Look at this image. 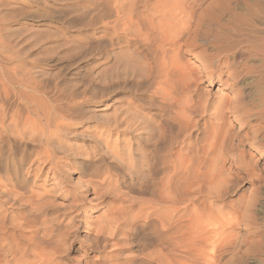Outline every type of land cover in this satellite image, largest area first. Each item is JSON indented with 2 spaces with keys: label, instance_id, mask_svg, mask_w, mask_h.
I'll return each instance as SVG.
<instances>
[{
  "label": "rangeland",
  "instance_id": "374dc122",
  "mask_svg": "<svg viewBox=\"0 0 264 264\" xmlns=\"http://www.w3.org/2000/svg\"><path fill=\"white\" fill-rule=\"evenodd\" d=\"M194 213L229 227L210 263ZM24 262L264 264V0H0V264Z\"/></svg>",
  "mask_w": 264,
  "mask_h": 264
},
{
  "label": "bare ground",
  "instance_id": "6f19581e",
  "mask_svg": "<svg viewBox=\"0 0 264 264\" xmlns=\"http://www.w3.org/2000/svg\"><path fill=\"white\" fill-rule=\"evenodd\" d=\"M176 1V0H175ZM177 1H179V0H177ZM171 2H172V0H171ZM162 3H164V2H162ZM181 3H183V2H181ZM172 4H174V3H171V5ZM187 4V3H186ZM162 5H164V4H162ZM182 5V4H181ZM184 5V4H183ZM173 6V5H172ZM172 6H171V8H172ZM176 6V5H175ZM167 7V6H166ZM182 8H184L185 7V5L184 6H181ZM170 7H168V9H169ZM180 5H179V7L178 6H176L175 8L173 7V9H171V12L170 13H168V12H166V13H168V14H166L165 13V15L164 16H162L161 18H160V20H158V24H159V28H158V25H157V31H158V29L159 30H161V31H158V32H161L160 33V35H161V37H159V38H161L160 40H161V42L159 43L160 44V46H161V48H162V52L163 53H166V46H168V47H175V46H177V37H175L174 38V36H173V31L175 30V28H176V26H177V28L179 27L178 26V24H180L179 22H181L182 20V17H179V15H180V13L185 9H182V8H180ZM187 8H189V7H187ZM164 9H165V5H164ZM182 9V10H181ZM120 10H122L121 9V7H120ZM166 11H167V8L165 9ZM170 10V9H169ZM180 10V11H179ZM190 10V9H189ZM185 12H187L188 14H189V12L186 10H184V13ZM192 12V11H191ZM183 12L181 13V14H183V15H180V16H185V14L187 15V13H185L184 14ZM161 14H163V13H161ZM191 14V13H190ZM191 15H193V13L191 14ZM188 16V15H187ZM189 17V16H188ZM194 18V17H193ZM181 20V21H180ZM190 21V20H189ZM183 22H184V20H183ZM189 25V24H188ZM202 25V24H201ZM182 26V25H181ZM156 27V26H155ZM159 34V33H158ZM159 35V36H160ZM159 46V47H160ZM178 46H179V43H178ZM175 49V48H174ZM177 49V48H176ZM175 49V50H176ZM161 52V53H162ZM25 117V116H24ZM29 118V117H28ZM15 119V118H14ZM27 119H25V121H26ZM113 120V119H112ZM126 120V119H125ZM30 121V120H29ZM28 121V122H29ZM32 122H33V124H35L34 123V121H33V119H32ZM26 123V122H25ZM24 122H23V124L24 125H27V123L25 124ZM30 123V122H29ZM17 124V123H16ZM22 124V123H21ZM32 124V125H33ZM30 126V125H29ZM21 128V127H20ZM36 128V127H35ZM22 130H23V126H22V128H21ZM25 130V129H24ZM50 131V130H49ZM33 132H35V131H32V132H28V131H24V134H33ZM20 134V133H19ZM44 134V133H43ZM52 134H50V136H51ZM43 137V136H42ZM46 137V136H45ZM44 139V138H43ZM46 147V146H45ZM47 149V148H46ZM45 149V150H46ZM48 150V149H47ZM47 153V152H46ZM52 162V161H51ZM55 164V163H54ZM88 182V181H87ZM91 187V186H90ZM95 188V187H94ZM98 188V187H97ZM92 190H96V189H92ZM95 193H97V192H95ZM173 197H174V195H172ZM172 196H171V194H170V192H164V194H163V199L164 200H166V201H169L170 202V204H169V206L167 207L166 205V207L165 208H167L170 212H174L175 210H176V208L177 207H175L173 204H172ZM29 199V198H28ZM44 199V198H43ZM46 199V198H45ZM52 200V199H51ZM40 201L41 200H39V201H37V203H40ZM74 202V201H73ZM33 203H35V201H33ZM37 203H35V205H36V207H37ZM41 203H42V201H41ZM43 204V203H42ZM45 204V203H44ZM76 204V203H75ZM33 205V204H32ZM31 205V206H32ZM35 205H33L34 207H35ZM46 205V204H45ZM32 206V207H33ZM48 206V205H47ZM43 207V206H42ZM44 208V207H43ZM166 209V210H167ZM197 213V212H196ZM166 215H168V213L166 214ZM191 217V221L188 223V221H187V225L189 226L188 228H187V226H186V224H185V229L187 230H189L188 232L191 234V236H195L196 238H197V240H198V243H199V245H195V250L197 251V254H198V256L199 255H201L202 256V258H204L205 257V255L208 253V254H210V255H208L207 254V256H208V259H207V256L205 257L206 258V260H208V261H206V262H211L212 260L210 259V258H212L213 256V251H214V249H216V247H217V243H214L213 244V238L214 237H216V236H220V235H222V236H224L225 234H224V231H225V229H228V228H226V227H224L225 229H220L221 227H218L217 225H216V227H218V228H216L215 229V226L214 225H212V226H214V229H215V231L214 230H212V231H209V230H206V228H205V230H203V229H200V227H201V225H200V218H199V215L197 216L195 213L192 215V216H190ZM212 221V220H211ZM214 222V221H213ZM212 222V223H213ZM214 223H216V222H214ZM213 223V224H214ZM217 224V223H216ZM228 224V223H227ZM182 224H180V226H181ZM199 225H200V227H199ZM177 226H178V224H177ZM179 226V227H180ZM223 226V225H222ZM182 227V226H181ZM178 228V227H177ZM175 229V228H174ZM209 229V228H208ZM217 230H220L219 231V233H218V231ZM179 232L178 230H175V232ZM217 231V232H216ZM227 231V230H226ZM173 232V231H172ZM176 232V233H177ZM181 232H183V231H180V233ZM213 232H216V236H215V233H213ZM185 233V232H184ZM221 233V234H220ZM174 234V233H173ZM183 234V233H182ZM214 234V235H213ZM224 234V235H223ZM181 235V234H180ZM187 236H188V234H186ZM183 236V235H182ZM190 236V235H189ZM190 236V237H191ZM189 237V238H190ZM183 238V237H182ZM219 238V237H218ZM218 238H215L214 239V241H221V240H218ZM221 238V237H220ZM184 239V238H183ZM217 239V240H216ZM222 239V238H221ZM191 240V239H190ZM193 240V239H192ZM196 240V239H195ZM195 240H193V243H196V242H194ZM197 243V244H198ZM203 243H205L204 245H202ZM192 244V243H191ZM215 244H216V247H215ZM205 245H208L209 246V248H207L208 246H206L205 247ZM188 247L190 248V246L188 245ZM191 247H193V245H191ZM209 249V251H207ZM186 250H188V249H186ZM192 250L194 251V248H192ZM183 251V250H182ZM193 251H191V253L193 252ZM190 253V252H189ZM193 253H195V252H193ZM206 253V254H205ZM196 254V253H195ZM191 255V254H188V255H190V256H196V255ZM212 254V255H211ZM211 256V257H210ZM200 258V257H199ZM201 259V258H200ZM213 259H214V257H213ZM198 261V260H197ZM205 262V263H206ZM209 262V263H210ZM25 263V262H24ZM28 263V262H27ZM26 264V263H25Z\"/></svg>",
  "mask_w": 264,
  "mask_h": 264
}]
</instances>
